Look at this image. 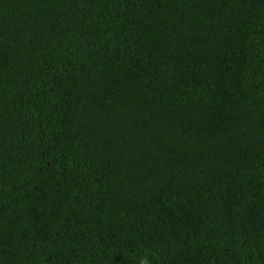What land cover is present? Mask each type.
I'll return each instance as SVG.
<instances>
[{
  "label": "trees",
  "instance_id": "obj_1",
  "mask_svg": "<svg viewBox=\"0 0 264 264\" xmlns=\"http://www.w3.org/2000/svg\"><path fill=\"white\" fill-rule=\"evenodd\" d=\"M0 264H264V0H0Z\"/></svg>",
  "mask_w": 264,
  "mask_h": 264
}]
</instances>
